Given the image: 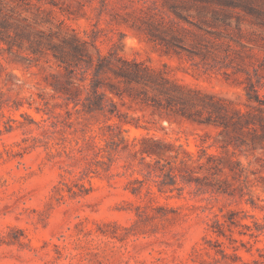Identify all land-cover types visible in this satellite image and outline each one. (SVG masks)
Instances as JSON below:
<instances>
[{"label":"rangeland","instance_id":"rangeland-1","mask_svg":"<svg viewBox=\"0 0 264 264\" xmlns=\"http://www.w3.org/2000/svg\"><path fill=\"white\" fill-rule=\"evenodd\" d=\"M260 15V0H242ZM23 17L47 33L70 31L93 56L144 64L186 86L216 94L246 112L254 86L264 101V29L260 16L219 9L220 29L200 31L193 0H29ZM13 0H0L11 10ZM175 37L177 41L172 40ZM79 102L49 86L63 82L54 59L26 61L0 50V264H264V154L208 149L239 161L241 181L227 194L178 179L164 188L149 161L125 142L150 135L196 154L215 131L160 122L126 100L128 121L86 110L92 72ZM104 83L116 84L100 77ZM86 79V80H85ZM219 224H224L222 227Z\"/></svg>","mask_w":264,"mask_h":264},{"label":"trees","instance_id":"trees-1","mask_svg":"<svg viewBox=\"0 0 264 264\" xmlns=\"http://www.w3.org/2000/svg\"><path fill=\"white\" fill-rule=\"evenodd\" d=\"M13 1L17 4L16 8L0 9V50L21 55L29 62L51 56L57 66L64 70L61 74L63 82L49 85L56 94L74 103L79 102L86 82L81 80L78 83L73 76L77 69L86 68L84 73L92 72L94 76L89 84L86 110L108 113L111 120L118 118V128L132 125L149 131L148 124L156 123L145 120L146 124L140 125L145 115L135 122L128 121V116L120 112L115 98L123 106L128 100L130 105L137 106V110L159 117L160 122L166 121L170 125L174 122L189 123L215 131L223 138L209 146L207 141L202 140L196 154L187 151L183 145L149 134L135 139L132 144L125 142V148L132 145L135 155L140 156L143 162L149 161L147 167L151 169L150 174L160 172L156 175L160 179V190L170 189L180 179L189 185L196 184L207 190L227 194L232 186L228 181L230 177L235 182L244 181L242 164L233 160L225 162L222 157L209 154L208 149L219 145L224 151L233 147L246 149L251 154H264V101L254 86L251 85V91L247 92V101L248 108L257 114L251 110L244 112L228 99L181 84L136 61L103 56L98 49L95 57L88 43L78 34L70 31L47 34L39 30L36 23L23 17L18 9L29 13L31 9L26 6L29 0ZM193 1L197 4L196 23L184 19L178 7H172L171 10L180 20L200 31L220 29L225 23V15L219 9L230 8H241L251 15L260 16V27L264 29V0H260V15L251 10L250 3L242 0ZM172 40L177 41L175 37ZM102 75L116 84L104 83L100 78Z\"/></svg>","mask_w":264,"mask_h":264}]
</instances>
